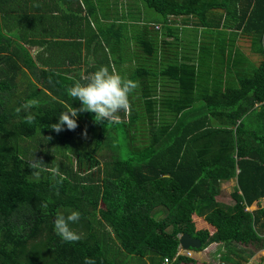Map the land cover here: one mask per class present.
Listing matches in <instances>:
<instances>
[{"label": "trees", "instance_id": "trees-1", "mask_svg": "<svg viewBox=\"0 0 264 264\" xmlns=\"http://www.w3.org/2000/svg\"><path fill=\"white\" fill-rule=\"evenodd\" d=\"M64 1L0 0V264H245V247L264 251V0H142L163 20L138 40L116 21L40 36ZM176 23L202 28L194 55ZM100 66L137 85L128 110L81 111L55 131L80 108L66 89ZM72 210L78 238L65 240L53 221ZM184 233L202 240L192 250L215 243L214 261L176 256Z\"/></svg>", "mask_w": 264, "mask_h": 264}, {"label": "clouds", "instance_id": "clouds-1", "mask_svg": "<svg viewBox=\"0 0 264 264\" xmlns=\"http://www.w3.org/2000/svg\"><path fill=\"white\" fill-rule=\"evenodd\" d=\"M136 88V84L125 82L119 73L110 71L107 66H100L83 77L81 81L74 82L66 89L67 95L81 102L80 108L77 109L70 105L67 110L61 113L58 122L54 123L52 128L57 132L61 131L64 126L69 130L75 129L77 127L76 117L81 111L93 112L96 117H99V120L115 118L117 114L128 110L129 97ZM29 103H35V101H29ZM247 209L251 210L250 207ZM79 215L78 210H72L67 215L58 214L53 221L54 230L65 240L77 239L78 236L72 230L71 225L79 219ZM193 251L196 252V250ZM253 261L250 258L246 263L261 264L264 262L254 263Z\"/></svg>", "mask_w": 264, "mask_h": 264}, {"label": "crops", "instance_id": "crops-1", "mask_svg": "<svg viewBox=\"0 0 264 264\" xmlns=\"http://www.w3.org/2000/svg\"><path fill=\"white\" fill-rule=\"evenodd\" d=\"M53 2V1H51ZM27 7V5H25ZM81 7V8H80ZM87 6H84L81 4V0H68L67 2H63L62 4H57L56 7L53 9L54 11L53 14L48 12V16H44L43 20L41 19L40 23V30L37 31V33L41 35H49L48 33L53 32L50 31L48 33H45L48 31L51 26L56 23L57 26H62L63 29L65 27L75 29L78 27H81L84 25L86 22H90L92 24H96L97 20L99 21L98 26H105V25H110L114 23V21L120 23V32L125 34H120L122 37H133L134 39L138 40V30L144 31V30H149V34L151 33H157V31L161 30L160 25H162L160 22H157V19H154L156 21H150L145 23L142 19L143 18H135L133 17V13L138 12V7H126V4L122 3L121 0H89V8H86ZM94 7H97L94 9ZM50 8V7H48ZM73 13V17H70L66 15V13ZM132 14V15H131ZM83 15L85 18L82 20L80 19V16ZM143 15V14H142ZM153 20V18H150ZM83 23V24H82ZM178 23H176L177 25ZM179 25V24H178ZM158 27V28H157ZM194 27L191 25H179L178 26V32L181 35H188L189 32L193 30ZM119 29V28H118ZM201 27L196 28L195 30L198 31V35L200 36L202 32ZM194 32V31H192ZM74 33V32H72ZM178 33V34H179ZM67 36V35H66ZM65 36V37H66ZM148 33H146V37H148ZM190 41L189 39H184L183 42V47L185 52L187 53H192V50H195L197 48H194V46L191 44H197L194 42V40L190 41V45L192 46H186L185 42ZM136 43V41H135ZM137 44V43H136ZM139 45V44H138ZM174 46L177 47V44H174ZM188 47V48H187ZM194 49H193V48ZM179 49V47H177ZM193 55L195 54L194 52L192 53ZM124 69H127V64L123 65ZM125 74H127L125 72ZM230 77V76H229ZM228 77V78H229ZM234 77H232V80ZM225 183L229 182H236L234 179L230 180H225ZM236 184V183H235ZM264 199V198H262ZM261 199V200H262ZM202 252V251H200ZM199 252V253H200ZM197 252H195L196 254ZM196 258V256L194 255Z\"/></svg>", "mask_w": 264, "mask_h": 264}, {"label": "rangeland", "instance_id": "rangeland-1", "mask_svg": "<svg viewBox=\"0 0 264 264\" xmlns=\"http://www.w3.org/2000/svg\"><path fill=\"white\" fill-rule=\"evenodd\" d=\"M121 2L126 4V7H138L139 11L135 12V13H133V15L132 14L131 15L133 17H135V18H143L142 20L145 23L150 22V21H156L154 19H157V22H161L163 20L161 14L156 12L153 8L149 7L142 0H121ZM150 18H153V20H151ZM98 25H99V21L97 20L96 26H98ZM194 33L195 34H193V37L189 39L190 41H192V39L195 38L198 35V31L195 30V29H194ZM200 33L202 34V32H200ZM124 43L125 42L122 41V44H121L122 47H123V45H125ZM191 44L193 45L192 42H191ZM239 44H241V46H240L241 49L242 50L245 49L247 54L249 56H251V58L253 60H255V61L259 60V59L256 58V56L252 52V47H251L249 39L245 38ZM92 60H93L92 56L85 60V63L83 65V67H84L83 70H85L92 63ZM125 71L128 72V70H125ZM235 183L236 182H233V183L232 182H229V183L222 182L221 186H220V189H222V192L220 193L219 201L222 204H224V206H226L227 208L233 207L234 203L236 202V199H234L231 196V193L233 192L234 187H235ZM260 205L264 206V199H262L260 201ZM257 206H258V204H257V202H255L252 206H250V209H255V208H257ZM160 211L161 212L159 214H160V217H161V216H163L165 214V212H163V210H160ZM240 245H242V247H245V246H243V244H240ZM248 246L249 247H245V248H247L248 251L251 250V251L254 252L252 255H250L251 259L254 260L253 261L254 263H258L260 260L264 261V251H262V249H255V246H251V245H248ZM207 248H208V250H205V251L202 250V252L196 250V252H197L195 254L196 259L214 261V257L215 256H213L211 253H212L213 250H215L217 248V245L215 243H212ZM246 262H245V264H249V263H246ZM182 264H194V263L193 262H189V263H182Z\"/></svg>", "mask_w": 264, "mask_h": 264}, {"label": "water", "instance_id": "water-1", "mask_svg": "<svg viewBox=\"0 0 264 264\" xmlns=\"http://www.w3.org/2000/svg\"><path fill=\"white\" fill-rule=\"evenodd\" d=\"M180 243L184 249L200 248L202 246V240L200 238L193 237L189 233H184L180 236Z\"/></svg>", "mask_w": 264, "mask_h": 264}, {"label": "built area", "instance_id": "built-area-1", "mask_svg": "<svg viewBox=\"0 0 264 264\" xmlns=\"http://www.w3.org/2000/svg\"><path fill=\"white\" fill-rule=\"evenodd\" d=\"M205 250H208V248H206ZM205 250H204V251H205ZM180 254H184V255H187V256H189V257H194V255H195V251H193L192 249H184V248L182 247V245L179 244L178 252H177V255H176V256H178V255H180ZM169 262H170V260H169L168 258H165V261H164L163 264H168ZM219 264H220V263H219ZM261 264H264V262H262Z\"/></svg>", "mask_w": 264, "mask_h": 264}]
</instances>
